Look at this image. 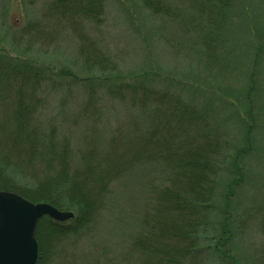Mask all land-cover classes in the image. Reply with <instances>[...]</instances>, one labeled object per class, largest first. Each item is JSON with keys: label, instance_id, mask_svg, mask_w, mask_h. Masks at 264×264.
<instances>
[{"label": "rangeland", "instance_id": "374dc122", "mask_svg": "<svg viewBox=\"0 0 264 264\" xmlns=\"http://www.w3.org/2000/svg\"><path fill=\"white\" fill-rule=\"evenodd\" d=\"M61 1L0 0V54L37 65L50 76L38 93L43 131L66 140L78 165L79 154L90 146L105 152L112 141L124 139L122 131L137 128L146 134L155 125L152 105L144 109L114 99L107 94L111 85L146 80L158 93L195 107L204 116L202 130L227 147L212 202L216 209L199 232L214 239L199 244L214 248L228 213L231 253L239 264H264V0H230L222 13L214 0H103L102 13L94 17L88 11L63 13L57 7ZM95 2L90 1L93 8ZM144 74L146 79L139 77ZM12 140L0 143V165L20 189L33 190L37 179L31 175L42 165L22 157L33 155L25 146L18 153L16 143L5 146ZM237 171L242 180L232 193L228 185ZM49 173L55 177L57 169ZM168 176L158 162L137 164L112 182L106 208L63 239L48 228L40 241L39 226L47 218L69 225L79 217L78 207L66 196L62 200L70 209L40 202L74 214L67 221L40 219L42 262L144 263L136 241L147 235L144 217L157 192L169 184ZM39 189L54 199L60 188L51 193L52 186L44 184ZM206 251L191 253L184 264H222Z\"/></svg>", "mask_w": 264, "mask_h": 264}, {"label": "trees", "instance_id": "16d2710c", "mask_svg": "<svg viewBox=\"0 0 264 264\" xmlns=\"http://www.w3.org/2000/svg\"><path fill=\"white\" fill-rule=\"evenodd\" d=\"M90 1L64 0L57 2V7L63 13L68 11L71 16L76 12L86 14L87 11L89 17L99 16L103 11V0H96L95 9ZM216 1L218 4L215 0L212 4L220 13L230 4V0ZM139 77L146 79L147 75ZM49 79L50 76L37 65L18 62L0 54V143H5L4 138H14L15 142L12 140L3 145L16 143L18 148L16 151L15 147L13 150L9 148L8 151L18 153L26 148V153L33 155L23 154L22 157L35 159L39 162L34 164L42 165L31 175L37 182L34 185L36 188L29 191L20 189L0 165V190L18 192L32 201L50 202L61 209L66 208L62 200L66 196L78 207L79 217L71 220L69 225L53 222L49 218L43 220L38 229L40 241L44 234L48 236V228L63 239L81 222L88 226L106 208L113 181L125 176L139 163L155 161L167 168L169 184L157 192L152 211L144 217L147 235L136 241V247L144 258L141 264H184L191 253L198 256V252L206 251V248L207 255L222 264H239L237 255L231 253L228 245L232 237L228 213L221 223V235L214 248L199 244L214 239L199 232L204 224L207 226V217L216 209L212 202L217 193V177L227 163L224 152L227 147L215 134L202 130L204 116L195 107L186 105L181 99H172L167 93H158L146 84V80L139 83L121 81L118 85H111L107 94L114 99L120 98L144 109L152 105L151 117L155 125L146 134L137 128L122 131L120 138L124 139L112 141L105 152L96 145L90 146L85 153L79 154L81 162L77 165L72 162L68 142L51 138L39 122L38 93L45 83H50ZM134 138L138 139L134 141ZM21 146L23 149H20ZM20 161L23 165L28 163ZM50 168L57 169V176L49 173ZM22 172H25L23 168ZM231 173L236 175L232 185H228L232 192L236 187L233 184L240 183L242 176L238 171ZM44 184L52 186L51 193L60 188L54 199L40 191L39 187ZM231 192L225 196L227 202ZM37 264H45L42 255Z\"/></svg>", "mask_w": 264, "mask_h": 264}, {"label": "water", "instance_id": "95a60500", "mask_svg": "<svg viewBox=\"0 0 264 264\" xmlns=\"http://www.w3.org/2000/svg\"><path fill=\"white\" fill-rule=\"evenodd\" d=\"M49 215L67 221L73 213L61 212L48 203H34L8 191H0V264H37V228Z\"/></svg>", "mask_w": 264, "mask_h": 264}]
</instances>
